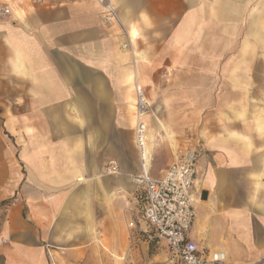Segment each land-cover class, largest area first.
Masks as SVG:
<instances>
[{
    "label": "crops",
    "instance_id": "1",
    "mask_svg": "<svg viewBox=\"0 0 264 264\" xmlns=\"http://www.w3.org/2000/svg\"><path fill=\"white\" fill-rule=\"evenodd\" d=\"M113 2L124 28L93 0L0 13V85L16 100V162L0 156V195L17 196L0 223L5 264H48L46 245L62 264H146L129 227L144 203L135 79L169 153L152 177L201 144L190 238L226 264H264V0Z\"/></svg>",
    "mask_w": 264,
    "mask_h": 264
},
{
    "label": "built area",
    "instance_id": "2",
    "mask_svg": "<svg viewBox=\"0 0 264 264\" xmlns=\"http://www.w3.org/2000/svg\"><path fill=\"white\" fill-rule=\"evenodd\" d=\"M93 1L100 6L106 23L124 28L122 16L112 0ZM9 12V8L0 10L1 14ZM134 90L136 94L134 144L140 169L132 176V181L144 197V203L140 207L139 216L129 222V227L134 232L147 234L149 237L155 236L164 241L179 264H226L221 253H214L208 257L189 236L195 218L191 189L196 180L201 144L185 147L169 165L163 177H152L150 167L154 154L148 123L151 103L144 85L138 79L134 80ZM107 170L117 174L120 173V166L117 162L111 161ZM47 252L49 264H58L52 247L48 246Z\"/></svg>",
    "mask_w": 264,
    "mask_h": 264
},
{
    "label": "rangeland",
    "instance_id": "3",
    "mask_svg": "<svg viewBox=\"0 0 264 264\" xmlns=\"http://www.w3.org/2000/svg\"><path fill=\"white\" fill-rule=\"evenodd\" d=\"M19 1H25L27 4H30V2L35 3V1L33 0H0V10L3 9V5L8 6V8L10 9V12L19 10V5L17 3ZM48 1L50 2L51 0H42L43 3H48ZM55 1L57 2L60 0H55ZM113 4L115 5L114 2ZM132 29H135V28H132ZM136 34H137V31H136ZM168 43L170 44V41ZM0 78L3 80V76ZM9 86L15 88L14 83L9 84ZM20 103L22 104L23 102L20 101ZM15 109H16V100L15 99H3V85H0V147H1L0 156L2 157L9 156L10 158H12L14 162H16V151H15V145H16L15 113H16V110ZM149 134H150V130H149ZM152 134L154 138L153 140H151L152 141L151 145L154 149V152H153L154 154L153 165H154V163H156L158 160L164 161L165 159H168L169 153L166 147L163 148L165 139L162 133L161 134L152 133ZM191 142H193L194 144L196 143V141L194 140L193 141L191 140ZM2 166H3V159H2V162L0 161V168ZM4 200H10L11 203L10 205L0 208V223L5 217L6 210L13 207L15 203L17 202V196L4 197L3 195H0V203L3 202ZM139 214L140 212L138 213V216ZM138 238L145 241L144 253L147 257L146 264H179V261L177 260V258H175L170 253L164 241L158 239L155 236L149 237L147 234H141L135 231L133 240L134 239L137 240ZM48 246L46 245L45 248L47 249ZM53 254L55 253L53 252ZM111 257L112 259L107 264H126L125 263L126 259L119 258L117 253L116 254L112 253ZM48 264H49V261H48ZM58 264H62L60 260L58 261Z\"/></svg>",
    "mask_w": 264,
    "mask_h": 264
},
{
    "label": "trees",
    "instance_id": "4",
    "mask_svg": "<svg viewBox=\"0 0 264 264\" xmlns=\"http://www.w3.org/2000/svg\"><path fill=\"white\" fill-rule=\"evenodd\" d=\"M10 203H11L10 200H4L3 202L0 203V208L10 205ZM0 264H5V257L1 253H0Z\"/></svg>",
    "mask_w": 264,
    "mask_h": 264
},
{
    "label": "bare ground",
    "instance_id": "5",
    "mask_svg": "<svg viewBox=\"0 0 264 264\" xmlns=\"http://www.w3.org/2000/svg\"><path fill=\"white\" fill-rule=\"evenodd\" d=\"M140 81V80H139ZM141 82V81H140ZM142 83V82H141ZM143 84V83H142Z\"/></svg>",
    "mask_w": 264,
    "mask_h": 264
}]
</instances>
